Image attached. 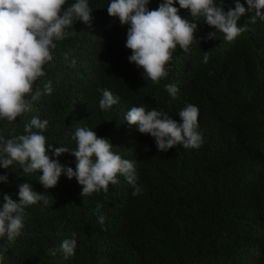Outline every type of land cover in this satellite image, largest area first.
Wrapping results in <instances>:
<instances>
[{
  "label": "trees",
  "instance_id": "trees-1",
  "mask_svg": "<svg viewBox=\"0 0 264 264\" xmlns=\"http://www.w3.org/2000/svg\"><path fill=\"white\" fill-rule=\"evenodd\" d=\"M74 2L67 0L65 7ZM88 2L90 25L73 18L68 29L73 35L56 42L46 74L33 85L42 93L39 99L14 122L0 120V135H23L38 117L48 121L42 133L48 145L73 150L76 129L87 127L134 162L142 192L133 196L118 174L119 183L110 184L106 194L83 197L75 178L62 175L45 190L39 171L26 174L15 163L0 168L8 175L0 183L2 194L18 201V185L27 182L48 199L26 207L21 235L6 251L0 249V264H264V21L251 23L255 13L247 12L238 26L248 31L228 42L220 32L207 39L215 29L180 9L182 17L198 23V41L188 53L177 45L168 76L153 83L129 62L128 25L108 15L110 0ZM160 2L150 0L149 9ZM241 3L248 7L246 0ZM223 6L227 11L235 5L223 0ZM48 81L51 95L43 94ZM168 84L178 88L175 99ZM105 89L119 97L108 110L99 106ZM188 103L199 108L198 149L177 145L159 152L154 138L125 121L132 106H142L179 122L178 112ZM47 154L75 169L70 153L55 157L49 148ZM98 214L105 216L107 231ZM72 238L75 255L65 259L59 248Z\"/></svg>",
  "mask_w": 264,
  "mask_h": 264
},
{
  "label": "clouds",
  "instance_id": "clouds-1",
  "mask_svg": "<svg viewBox=\"0 0 264 264\" xmlns=\"http://www.w3.org/2000/svg\"><path fill=\"white\" fill-rule=\"evenodd\" d=\"M177 2L179 8L175 6ZM233 2L234 8L225 11L223 0L220 3L217 0H161L156 9L150 10V0H110L107 13L118 18L122 26L128 25L125 47L131 50L129 62L142 68L144 77L159 83L169 74L167 66L177 45L188 53L191 45L198 41L195 36L198 23L193 21L202 18L204 23L215 29L208 33L207 39H214L220 32L228 42L248 31L247 26H238V21L247 12L255 13L249 18L251 23L257 19L264 21V0H246L247 8L241 0ZM66 4L67 0H0V120L14 122L30 110L31 101L39 99L42 93L34 91L33 85L46 74L44 66L52 60L56 42L73 35L68 31L73 18L90 25L93 10L88 0H75L68 7ZM180 9L188 10L193 21L182 17ZM208 60L205 52L203 62ZM165 87L175 99L177 86L168 84ZM52 91V82L48 81L43 94L51 95ZM118 101V96L105 89L99 106L108 110ZM178 115L179 122L156 108L146 110L142 106H132L125 121L136 125L140 133L154 138L159 152H167L177 145L198 149L203 143L202 133L198 130V106L188 103ZM47 125V119L33 117L25 125V134L11 138L0 135V168L9 169L15 163L26 174L39 171L42 173L39 183L45 190L55 187L62 175L68 179L75 178L82 186L83 197L101 190L106 194L110 184L119 183L118 174L132 186L133 196L142 192L137 185L134 162L111 151L112 143L108 138L98 137L95 131L80 127L72 137L76 142L75 149L54 147L48 145L42 134ZM49 148L55 157L64 153L73 155L75 169L51 158L47 154ZM7 182V173L0 174V183ZM18 189V201L10 194H2L0 189L3 195L0 201V240L5 241L0 244V249L5 251L21 235L26 207L39 201L48 203L44 193L33 190L30 183H21ZM97 222L103 231H107L104 215L98 214ZM76 244L75 238L62 241L59 251L65 259L75 255ZM51 254L55 255L56 251L52 250ZM2 259L0 256V261Z\"/></svg>",
  "mask_w": 264,
  "mask_h": 264
}]
</instances>
